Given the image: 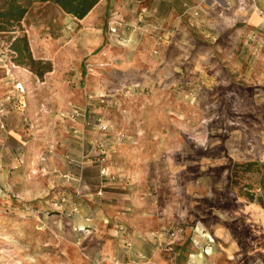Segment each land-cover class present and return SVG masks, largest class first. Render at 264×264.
<instances>
[{
	"label": "rangeland",
	"instance_id": "1",
	"mask_svg": "<svg viewBox=\"0 0 264 264\" xmlns=\"http://www.w3.org/2000/svg\"><path fill=\"white\" fill-rule=\"evenodd\" d=\"M18 1L0 264H264V0H100L82 19Z\"/></svg>",
	"mask_w": 264,
	"mask_h": 264
},
{
	"label": "trees",
	"instance_id": "2",
	"mask_svg": "<svg viewBox=\"0 0 264 264\" xmlns=\"http://www.w3.org/2000/svg\"><path fill=\"white\" fill-rule=\"evenodd\" d=\"M41 2H52L56 4L62 11L74 16L77 19L84 18L100 0H39ZM26 6L21 4L18 0H0V30H10L11 27L18 23L26 13ZM11 49L17 54V64H22L24 58L31 59V54L28 48L27 40L25 36L15 38L11 45ZM258 166V161H249L245 163H234L233 173L231 174L230 181H235L237 175V168L240 167L241 171L247 172L252 169L253 166ZM262 167H264L263 164ZM259 189H264V176L261 177ZM249 184L245 183L241 185L239 195L244 196L249 202H257L262 204L261 199L256 200V192L250 190ZM259 198V197H258Z\"/></svg>",
	"mask_w": 264,
	"mask_h": 264
},
{
	"label": "crops",
	"instance_id": "3",
	"mask_svg": "<svg viewBox=\"0 0 264 264\" xmlns=\"http://www.w3.org/2000/svg\"><path fill=\"white\" fill-rule=\"evenodd\" d=\"M172 1H173V0H150L152 6H153L154 8L165 7V6H166V7H167V6H171V5H172ZM118 2H119V1H118ZM118 2H117V5H118V6H122V5H123L122 8H125V4L122 3V5H121V3L119 4ZM135 6H136V5H135ZM91 11H92V10H91ZM91 11H90V12H91ZM90 12H89V13H90ZM89 13H88L87 15H89ZM87 15H86V16H87ZM166 15H167V14H166ZM86 16H85V17H86ZM85 17H84V18H85Z\"/></svg>",
	"mask_w": 264,
	"mask_h": 264
},
{
	"label": "bare ground",
	"instance_id": "4",
	"mask_svg": "<svg viewBox=\"0 0 264 264\" xmlns=\"http://www.w3.org/2000/svg\"><path fill=\"white\" fill-rule=\"evenodd\" d=\"M263 157H264V155H263ZM201 255H198V257H200Z\"/></svg>",
	"mask_w": 264,
	"mask_h": 264
}]
</instances>
